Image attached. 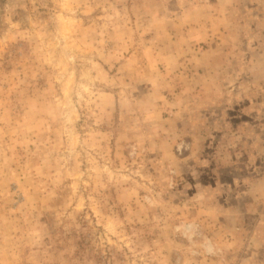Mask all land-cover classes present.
<instances>
[{"label":"rangeland","instance_id":"rangeland-1","mask_svg":"<svg viewBox=\"0 0 264 264\" xmlns=\"http://www.w3.org/2000/svg\"><path fill=\"white\" fill-rule=\"evenodd\" d=\"M0 264H264V0H0Z\"/></svg>","mask_w":264,"mask_h":264}]
</instances>
